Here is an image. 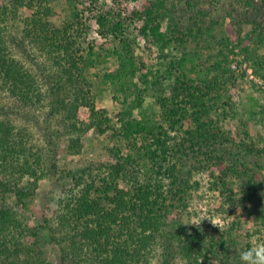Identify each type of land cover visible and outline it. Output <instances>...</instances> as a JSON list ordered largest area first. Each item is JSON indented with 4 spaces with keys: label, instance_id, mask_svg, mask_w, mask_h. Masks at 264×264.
Instances as JSON below:
<instances>
[{
    "label": "trees",
    "instance_id": "16d2710c",
    "mask_svg": "<svg viewBox=\"0 0 264 264\" xmlns=\"http://www.w3.org/2000/svg\"><path fill=\"white\" fill-rule=\"evenodd\" d=\"M61 1L0 0V264H240L254 243L183 215L210 167L264 229V0ZM92 129L106 155L62 165ZM43 179L66 183L30 221Z\"/></svg>",
    "mask_w": 264,
    "mask_h": 264
},
{
    "label": "rangeland",
    "instance_id": "374dc122",
    "mask_svg": "<svg viewBox=\"0 0 264 264\" xmlns=\"http://www.w3.org/2000/svg\"><path fill=\"white\" fill-rule=\"evenodd\" d=\"M142 2L143 0H129L127 6L132 8V6H136ZM57 7L60 14H63L67 8L65 0L58 3ZM93 27L90 39H96L100 45L104 39L98 34V25L95 22L93 23ZM138 39L141 44L144 43V40L141 37H138ZM244 66H247V71L249 73V76H247L248 79H257L250 65L245 63ZM114 95L115 93L110 89L100 93L97 101L98 105L100 107L108 108L111 113L116 112L120 104ZM88 113V109L84 106L79 110V114L82 118L87 117ZM229 127H231L235 134L240 128L237 120H232ZM258 128L260 129L261 127L258 126ZM109 144L107 135L100 134L97 130L92 129L84 136V148L81 153L74 155L69 154L64 149V145H61L60 162L62 165L78 168L91 160L104 157L107 153ZM212 173L213 171L210 167H207L206 169H195L192 181L195 186L192 191L189 211L183 215L186 222L189 223L193 218H200L203 216L214 217L222 225V229H227L228 227L233 226L236 231L240 232L239 236L243 239L244 243L245 241L250 240L254 244H264V229H261V225L257 223L256 219L258 206L256 207L251 203H247V201L239 203L238 200L231 205L226 201V198L222 195L219 189L211 188V182L213 181ZM196 181L198 182L197 184ZM65 183V180H41L38 192L31 201V208L25 210V214L30 221L39 220L42 209L55 198L58 194V190H60ZM234 190L239 192L238 186H235ZM261 203H264V198H261ZM246 204L247 207H245ZM222 205L225 207L224 209ZM200 226L204 228L208 227L210 229L219 228L214 226L207 218L201 222ZM258 229H260V231L256 232Z\"/></svg>",
    "mask_w": 264,
    "mask_h": 264
},
{
    "label": "clouds",
    "instance_id": "9594fccd",
    "mask_svg": "<svg viewBox=\"0 0 264 264\" xmlns=\"http://www.w3.org/2000/svg\"><path fill=\"white\" fill-rule=\"evenodd\" d=\"M207 218L214 226L222 230V225L214 217L203 216L200 218H193L191 222L185 224H192L200 227L201 222ZM240 264H264V244H254L238 252Z\"/></svg>",
    "mask_w": 264,
    "mask_h": 264
}]
</instances>
